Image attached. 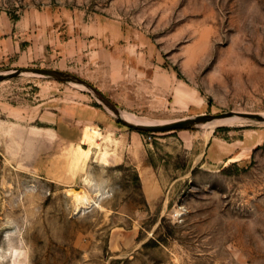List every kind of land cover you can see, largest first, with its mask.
I'll return each mask as SVG.
<instances>
[{"label": "rangeland", "instance_id": "rangeland-1", "mask_svg": "<svg viewBox=\"0 0 264 264\" xmlns=\"http://www.w3.org/2000/svg\"><path fill=\"white\" fill-rule=\"evenodd\" d=\"M17 68L158 124L264 115V0H0ZM74 84L0 82V264H264L263 122L142 133ZM87 178L105 194L78 212Z\"/></svg>", "mask_w": 264, "mask_h": 264}, {"label": "water", "instance_id": "water-1", "mask_svg": "<svg viewBox=\"0 0 264 264\" xmlns=\"http://www.w3.org/2000/svg\"><path fill=\"white\" fill-rule=\"evenodd\" d=\"M21 74L40 75V76L50 77L57 80L72 82L84 86L91 93H93V95L100 102V104H102L107 110H109L117 118L118 121H120L124 126L133 129L135 131L157 133V132L193 130L202 127L204 124H207L209 122L215 120L227 119L231 117H239L253 122L264 123V117L262 115L229 112L219 115H200L192 118H186V119L159 124V125H136L124 119L125 112L110 98L106 97L99 89H97L90 83L74 75L65 73L63 71L43 69V68H17V69L9 70L7 72L0 73V82L6 79L19 76Z\"/></svg>", "mask_w": 264, "mask_h": 264}, {"label": "bare ground", "instance_id": "bare-ground-1", "mask_svg": "<svg viewBox=\"0 0 264 264\" xmlns=\"http://www.w3.org/2000/svg\"><path fill=\"white\" fill-rule=\"evenodd\" d=\"M34 75V74H32ZM78 87H83L79 84H74ZM264 117V115H262ZM124 119H126L127 121H129L130 123L136 124V125H159L158 123L146 120V119H142V118H138L136 116L130 115L125 113L124 114ZM238 119H242L239 117H231V118H227V119H221V120H215L212 122H209L207 124H204L202 126V128L204 130H210L211 132L214 131L217 127L223 126V125H232L238 122H242L241 120ZM245 120V119H243ZM94 134V138L98 137L97 132H93ZM82 141H86V139H83ZM85 181V185L87 188H91V190H94V195L95 196H91L90 194H88L87 192L83 191V190H76V189H69L68 190V194L70 195L71 191L74 193L73 194V201H74V206L75 209L79 212L82 211L83 209H89L92 208L94 206H98L99 204V199L101 197V195H104V191L103 188L98 186L93 180L87 178L84 180Z\"/></svg>", "mask_w": 264, "mask_h": 264}, {"label": "crops", "instance_id": "crops-1", "mask_svg": "<svg viewBox=\"0 0 264 264\" xmlns=\"http://www.w3.org/2000/svg\"><path fill=\"white\" fill-rule=\"evenodd\" d=\"M68 112H70L69 113V116H71L72 118H74V119H82V118H84L85 116H84V113H91V112H88V111H84L83 109H78V108H76V107H71V109L70 110H68ZM95 113V115H98L99 113L98 112H94ZM101 117H102V119H103V116L102 115H100ZM105 118V117H104ZM107 118V117H106ZM51 131L54 133V136H56V137H58L59 138V132L63 135V136H65V137H68V138H74L75 137V135L73 134V132H70V131H68V130H66V129H64V128H62V127H58V128H56V126H54L53 128H51ZM85 135V134H84ZM127 136H128V134H127ZM83 138H84V136H83ZM63 140V139H62ZM65 141V140H64ZM129 147L130 148H132V145H129ZM114 153H111L110 155H109V157H107L106 158V160L109 162H111V161H114V160H116L117 159V156L115 157V155H113ZM143 162V161H142ZM141 162V163H142Z\"/></svg>", "mask_w": 264, "mask_h": 264}, {"label": "clouds", "instance_id": "clouds-1", "mask_svg": "<svg viewBox=\"0 0 264 264\" xmlns=\"http://www.w3.org/2000/svg\"><path fill=\"white\" fill-rule=\"evenodd\" d=\"M13 264H15V261H13Z\"/></svg>", "mask_w": 264, "mask_h": 264}, {"label": "trees", "instance_id": "trees-1", "mask_svg": "<svg viewBox=\"0 0 264 264\" xmlns=\"http://www.w3.org/2000/svg\"><path fill=\"white\" fill-rule=\"evenodd\" d=\"M140 132V131H139ZM143 133V132H142Z\"/></svg>", "mask_w": 264, "mask_h": 264}]
</instances>
